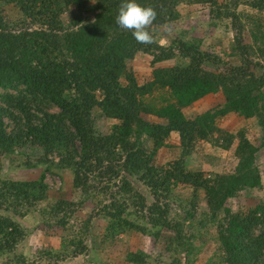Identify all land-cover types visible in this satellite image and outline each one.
<instances>
[{"label": "trees", "instance_id": "trees-1", "mask_svg": "<svg viewBox=\"0 0 264 264\" xmlns=\"http://www.w3.org/2000/svg\"><path fill=\"white\" fill-rule=\"evenodd\" d=\"M226 1L228 4L223 5L215 0H137L157 10L153 26L177 18L175 8L182 3L211 4L209 24L215 29L221 24L222 28L229 27L226 33L231 35L225 39V48L231 59H240L242 64L225 69L227 65L223 63V70L219 65L208 70L204 67L212 58L202 51L203 40L198 37L174 40L167 47L157 42L137 43L131 31L116 24L119 6L126 0H96L94 10L99 13L95 21L80 24L82 20H74L69 28L59 19L61 11L70 5L85 9L90 0H0V159L20 155L18 149L26 146L41 149L38 158L23 165L29 170L41 168L36 178L0 176V213L11 212L24 218L44 204L48 194L46 175L54 173L53 169L69 170L74 189L92 192L98 198L111 192L116 186L113 178L124 171L138 176L155 202L147 206L142 195L132 190L128 197L123 194L120 202L112 199L110 204H104L97 216L107 221L105 240L126 232L150 236L156 228L155 237L163 238L164 250L173 255L170 264H182L180 253L186 257L184 264H193L199 248L193 243L196 235L185 223L196 222L192 217L194 200H188L191 213L187 210L180 222L168 217V204L160 201L162 192L168 196L171 189L182 184L194 192L201 190L205 196L208 212L198 221L200 226L208 224L215 229L217 244L208 264H264V202L244 211L227 206L240 192L263 189L264 184L256 164L257 152L264 149V67L260 66L259 75L251 72L253 63L249 59L264 61V0ZM5 4L20 11L24 27L13 30L16 26L11 28L4 22ZM239 5L254 12L236 13ZM224 19L230 25L224 24ZM35 25L38 30L32 29ZM245 30L249 43L242 38ZM222 41V37H214L210 42L218 45ZM138 53L152 57L151 74L142 84L128 67ZM169 60L175 61L172 67H155ZM218 93L224 99L221 106L193 119L184 115L199 100ZM49 106L58 112L49 113ZM95 109L103 118L118 121L107 134L95 129ZM230 113L256 120L261 133L259 145L254 146L242 130L234 148L238 163L233 173L206 176L189 169L185 159L198 141L224 151L232 148L236 134L217 125V119ZM143 114L158 120L145 121ZM173 133L179 137L181 156L165 171L151 162L155 153L168 147L166 140ZM142 136L151 141L150 151L140 147ZM117 188L118 192L131 191L124 180ZM77 206L63 200L41 211L54 214L53 227L64 229ZM185 228L190 231L188 235ZM26 236L12 217L0 215V264H28L22 254H17ZM64 243L63 239L61 247ZM72 246L74 251L83 249L77 242ZM38 250L41 256L59 257L55 248ZM125 260L130 264H150L147 257L135 251L129 252Z\"/></svg>", "mask_w": 264, "mask_h": 264}, {"label": "rangeland", "instance_id": "rangeland-1", "mask_svg": "<svg viewBox=\"0 0 264 264\" xmlns=\"http://www.w3.org/2000/svg\"><path fill=\"white\" fill-rule=\"evenodd\" d=\"M215 1L223 5L228 4L226 0ZM95 5L96 0H90L89 6H92L93 9L87 6L85 9L80 10L79 7L70 5L67 9L61 11L59 19L63 22L65 28H69L72 22L78 19L82 20L80 24L92 23L95 21L94 17L96 14L99 13V11L94 10ZM210 8L211 4L209 3L201 5L189 4L187 2L182 3L175 8L179 14L177 18L165 25H152L149 31L155 36L158 44L166 47L171 46L174 40L181 39L187 41L196 37L202 39V51L215 60V62H213L212 59H210L208 65L204 67L205 69L215 70L219 65L220 70H223L224 64L227 65L225 69L231 66H240L242 64L240 59H231L230 52L225 48V39L229 38L231 35L229 32L226 33L229 27L222 28L223 24H221L218 29H215L209 24ZM242 10H244V12H254L244 5H239L236 8V13H240ZM2 11L5 19L4 22L11 28H13L12 26H16L13 30H18L20 27L26 25L21 24L22 14L15 6L2 5ZM223 23L230 25L228 19H224ZM32 29L38 30L39 27L35 25ZM214 37H222V44L214 45L210 42ZM242 38H244L245 42H250L247 30H245L244 33L242 32ZM151 58L152 57L147 54L138 53L135 60L128 62V67L133 69L135 76L141 84L144 83L151 74V68L149 67ZM249 59L252 60L253 63L250 67V71L259 75L262 72L261 67H264V61L259 60L257 57H253L252 59L249 57ZM217 61H219V63L221 62V64ZM210 62L213 63L210 65ZM174 63V60L164 61L155 67H172ZM121 83L125 84V81L121 79ZM0 94H2L1 90ZM223 101L224 99L221 93L208 96L186 109L184 115L188 119H193L196 115L208 109L221 106ZM47 110L49 113L58 112V109L54 106L47 107ZM92 115L95 129L100 134H107L111 129L110 127L118 123V121L103 118L98 109H95ZM142 117L145 121L151 123H155L158 120L156 117L146 114H143ZM6 122L9 123L7 120ZM217 125L228 132L236 134L237 137L232 148L229 151H224L207 142L198 141L192 154L185 159L189 169L202 171L206 176L212 173L229 174L234 172L238 163L234 148L240 139L238 135L240 131H246V137L254 146L257 147L260 143L261 133L255 119H244L234 113H230L217 119ZM8 129H11V124ZM139 142H141L140 147L145 149V152L151 150L152 143L148 138L142 136ZM166 143L169 144L168 147L162 148L155 153V157L151 162L155 167L163 168L165 171H167L169 164L179 159L181 156L180 140L176 133L171 134L166 140ZM18 152L20 155L1 157L0 176L21 180L36 178L41 168L29 170L23 165L27 160L34 161V159L38 158L41 155V149L34 146H26L24 148H19ZM21 154H23V156H21ZM256 164L260 169L264 182V149H260V151L257 152ZM53 172L52 174L47 173L46 175L45 182L48 186V194L47 201L44 204L34 208L33 212L27 214L24 218L13 216L11 212L0 213V215L12 217V219L25 230L27 236L18 245L17 254H22L26 258L28 264H47L49 262L51 264H130L125 260V257L131 251L141 253L144 257H147L150 264H170L173 255L164 250L163 238L160 239L155 237L157 233L156 228L153 229L150 236L126 232L113 240L104 239L107 221L97 216L101 214L104 204H110L112 199L115 201L119 200L120 202V197H122L123 194L125 197H128L127 193L132 192V190L142 195L147 206L155 202L150 190L138 176L120 171L112 181V183H116V186L112 188L111 192L108 191L106 195L102 194V196L98 198L96 195L92 194V192L85 193L81 189H74L72 187V175L69 170L53 169ZM122 180L129 183L131 191L126 192L125 190H121L118 192L119 189L117 186L121 185ZM91 182L92 178L89 183ZM165 193L166 192H162L160 201H163L164 204H168V217L173 222H180L185 216V212H187V210L189 212L191 211V205L188 203V200H194L195 208L193 211L195 212H192V217L193 220L196 219V222L194 225H190V223H188L189 221L185 223V225L190 226L189 229L196 235L193 243L199 248L198 254L193 256V264H208L207 261L215 252L217 244L214 238L216 234L215 229L208 224L200 226V221H198L200 215L207 214L208 212L204 193L201 190L194 192L193 188L182 184L171 189L168 196H166ZM63 200L74 202L78 204V206L75 211L68 216V224L64 229L54 228L53 225L56 221L55 215L43 213L41 210L47 208L48 205L50 206L56 201ZM262 202H264V184L263 189H249L240 192L235 198L228 201L227 206L234 211H244ZM132 209L133 208H131V210ZM198 227H201V229H198ZM184 233L188 235L190 231L185 228ZM63 239L65 243L63 247H61ZM72 242L80 243L83 249L74 251ZM38 248H43L44 250L55 248V250L59 252V257L48 258L43 253V256H41L39 255L40 253H38ZM40 256L42 258L41 260ZM178 257L182 264L186 263L184 254L180 253ZM2 261L3 259H0V263Z\"/></svg>", "mask_w": 264, "mask_h": 264}, {"label": "clouds", "instance_id": "clouds-1", "mask_svg": "<svg viewBox=\"0 0 264 264\" xmlns=\"http://www.w3.org/2000/svg\"><path fill=\"white\" fill-rule=\"evenodd\" d=\"M157 16V10L153 6L141 5L137 0H126L119 6L116 24L121 29L131 31L137 43L151 45L157 42L149 31Z\"/></svg>", "mask_w": 264, "mask_h": 264}]
</instances>
